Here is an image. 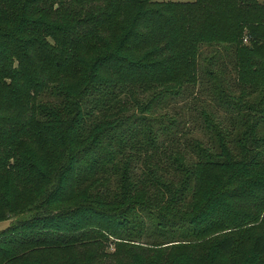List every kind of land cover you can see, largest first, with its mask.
Returning <instances> with one entry per match:
<instances>
[{"label":"trees","instance_id":"obj_1","mask_svg":"<svg viewBox=\"0 0 264 264\" xmlns=\"http://www.w3.org/2000/svg\"><path fill=\"white\" fill-rule=\"evenodd\" d=\"M1 223L0 264H264V0H0Z\"/></svg>","mask_w":264,"mask_h":264},{"label":"rangeland","instance_id":"obj_2","mask_svg":"<svg viewBox=\"0 0 264 264\" xmlns=\"http://www.w3.org/2000/svg\"><path fill=\"white\" fill-rule=\"evenodd\" d=\"M152 1L156 2V3H162V2H193L195 0H152ZM244 43H248V40L246 42L244 40ZM211 52H212L211 50H208L205 47L202 48V51H201L202 56H201V60H200L201 64H202L204 58H210L212 56ZM228 78H229V80L233 79L234 73L230 74V76H228ZM204 87H205V85H204ZM237 95H239V93ZM205 96H207V92H205V89L204 90H201V88L196 89L194 91L193 96L187 97V98L182 99L180 101L173 102L169 108L165 109L173 117H180L181 119H183L186 122V126H187V127H185L184 130L188 134L193 135V137L200 138V139L203 138V133L199 130V128H194L195 125L193 124V121H196L198 119L199 110L206 108L207 110H210L213 113H215L218 118L225 119L224 113L220 109H217L212 104L209 96H208V99ZM196 97H198L199 100L201 99V101H197ZM207 103H211L213 108H210V106H209L210 104L208 105ZM25 218H27V216H25L21 219H25ZM7 225H8V223H1L0 224V231L3 230ZM256 233L261 234L262 231L257 230ZM250 248H251V242L245 241L241 247V252L244 253V255H249L250 254Z\"/></svg>","mask_w":264,"mask_h":264},{"label":"built area","instance_id":"obj_3","mask_svg":"<svg viewBox=\"0 0 264 264\" xmlns=\"http://www.w3.org/2000/svg\"><path fill=\"white\" fill-rule=\"evenodd\" d=\"M248 39H245V42L247 41Z\"/></svg>","mask_w":264,"mask_h":264}]
</instances>
